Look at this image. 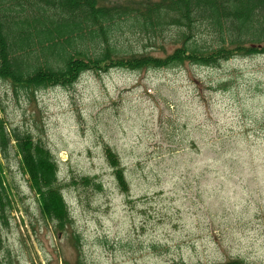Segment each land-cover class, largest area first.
<instances>
[{
    "label": "rangeland",
    "instance_id": "1",
    "mask_svg": "<svg viewBox=\"0 0 264 264\" xmlns=\"http://www.w3.org/2000/svg\"><path fill=\"white\" fill-rule=\"evenodd\" d=\"M170 34L122 44L160 57L175 48ZM0 100L8 127L31 133L57 159L73 219L59 232L43 217L11 156L3 161L11 210L0 264H264V55L214 68L88 72L32 100L0 82Z\"/></svg>",
    "mask_w": 264,
    "mask_h": 264
},
{
    "label": "trees",
    "instance_id": "2",
    "mask_svg": "<svg viewBox=\"0 0 264 264\" xmlns=\"http://www.w3.org/2000/svg\"><path fill=\"white\" fill-rule=\"evenodd\" d=\"M169 33L175 48L160 57L132 53L122 44L129 35L164 40ZM201 34L213 37L212 44L200 42ZM255 55H264V0H0V82L31 100L38 91L71 88L88 72L214 68ZM13 155L43 217L59 232L72 226L57 159L42 141L8 127L0 115V242L11 210L4 162ZM106 155L120 188L128 191L118 156L110 148ZM82 180L102 188L95 180ZM63 264L86 263L78 257ZM219 264L247 263L236 259Z\"/></svg>",
    "mask_w": 264,
    "mask_h": 264
}]
</instances>
